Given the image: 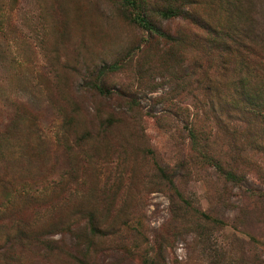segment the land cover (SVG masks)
Returning a JSON list of instances; mask_svg holds the SVG:
<instances>
[{
  "label": "rangeland",
  "instance_id": "374dc122",
  "mask_svg": "<svg viewBox=\"0 0 264 264\" xmlns=\"http://www.w3.org/2000/svg\"><path fill=\"white\" fill-rule=\"evenodd\" d=\"M0 21V264H264V0H0Z\"/></svg>",
  "mask_w": 264,
  "mask_h": 264
},
{
  "label": "trees",
  "instance_id": "16d2710c",
  "mask_svg": "<svg viewBox=\"0 0 264 264\" xmlns=\"http://www.w3.org/2000/svg\"><path fill=\"white\" fill-rule=\"evenodd\" d=\"M168 15L169 14L167 12L162 13V16H164V17H168ZM185 19L187 21H189V20L193 21L191 19V17H186ZM135 21H136V23H139V25H141L149 33H159L160 34L159 30L153 25V23L151 21H149L148 19H146L144 16L141 17L139 15L138 17H136ZM2 27H3V23L0 21V28H2ZM202 28H203V30L206 31V33L208 35H213L216 38V40L217 39L219 40V42L222 41L220 43L225 45L224 49H225L226 53L230 54L232 57H234L235 60L236 59H243V60L248 61L250 59V56L252 55L253 52L251 51L252 50L251 47L245 42L244 39L230 38L229 31L225 30L223 28H221L220 31H218V32H212L208 28H204V27H202ZM227 40H229V41H227ZM247 41H248V43H250L249 39H247ZM240 66H244V65H239V68L241 70ZM117 69H118V66L115 64L106 68V70H108V71H113V70H117ZM248 69H249V71H251L250 74L253 75L256 80L263 82V80H264V74L263 73L264 72L259 73V71H261V70L255 65L248 68ZM104 73H105V71L103 70L102 74H104ZM97 90L102 94L106 93L105 89L101 86H97ZM247 101H249L248 103H252V100H250V99H247ZM255 107H257V106H255ZM220 170H222V173L226 174V176L229 179H235L234 174H232L230 172H225L222 168H220Z\"/></svg>",
  "mask_w": 264,
  "mask_h": 264
}]
</instances>
